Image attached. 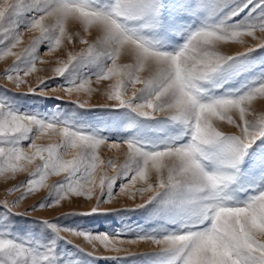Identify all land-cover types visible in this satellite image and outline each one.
<instances>
[{
	"label": "rangeland",
	"instance_id": "obj_1",
	"mask_svg": "<svg viewBox=\"0 0 264 264\" xmlns=\"http://www.w3.org/2000/svg\"><path fill=\"white\" fill-rule=\"evenodd\" d=\"M5 2L15 0H0V16ZM115 2L21 0L0 20V264H184L171 246L153 240L204 231L211 224L204 210L215 203L261 230L243 206L264 193V135L228 164L222 145L206 147L204 171L231 179L216 190L202 188L173 154L190 142L192 118L173 120L170 97L162 98V111L146 107L151 99L157 103L155 93L171 73L146 86L165 67L154 53L174 55L202 29L252 35L215 43L214 51L230 58L195 81L199 102L238 99L264 85V0H139L119 22L148 52L118 36L109 18L94 15L110 13ZM135 63H151L152 72H139ZM113 67L121 74L104 78ZM135 78L141 82L133 84ZM118 85L124 105L109 99ZM136 105L152 115H140ZM244 106L245 120H264V95L256 93ZM226 116L231 121L213 118V126L241 135L239 110ZM127 143L140 154L131 157ZM157 151L165 153L158 158L160 179L171 175L179 184H166L136 207L147 195L138 191L146 187L138 171L153 162L143 152ZM146 174L152 185L160 180ZM230 220L239 226L235 215ZM207 252L221 255L214 241Z\"/></svg>",
	"mask_w": 264,
	"mask_h": 264
},
{
	"label": "snow or ice",
	"instance_id": "obj_2",
	"mask_svg": "<svg viewBox=\"0 0 264 264\" xmlns=\"http://www.w3.org/2000/svg\"><path fill=\"white\" fill-rule=\"evenodd\" d=\"M138 2L139 0H116L110 13L95 12L94 15L109 18L112 28L118 36L132 40L133 43L141 46L142 51L148 52L150 50L149 47L132 36L127 35L123 25L119 22L120 17H128L134 12L135 5ZM20 3L21 0L5 2L3 5L5 10L4 15L0 16V20L8 14L10 9ZM84 7L87 6L84 4ZM38 25L39 22H34L32 26ZM260 30L264 31V26ZM41 31L43 33L45 30L42 28ZM244 34L252 35V31L226 32L202 29L193 33L189 42L178 53L174 55L154 53L165 67L156 79L147 82L146 87L151 86L166 73L170 72L171 75L160 85L159 91L155 93L154 99L157 103H154L153 99H151L146 102V107L152 109L153 112L162 111L164 108V105L161 104L162 98L170 97V102L166 106L174 110V114L171 116L173 120L184 119L187 121L190 117L192 118L191 140L186 145L176 147L174 154L181 159V172L198 177L202 182V188L207 187L216 190L219 185L225 184L231 179V177L224 174H214L204 171L200 161L206 157V147L222 145L221 152L225 157L223 162L228 164L242 150L246 149L257 136L264 135V120L260 121L259 124L245 120L246 108L244 106L248 101L253 99L256 93L264 95V85L259 86L252 93L241 96L238 99L221 98L208 103H201L196 96L198 90L195 87V81L205 79L219 65L230 58L214 51L215 43L221 40H235ZM239 54L241 53H237L236 55ZM72 59L73 57L70 56L69 62ZM113 65L115 66L114 63ZM67 66L65 64L64 68L57 69V72L62 74ZM109 74L120 75L121 73L113 67L103 77L107 78ZM132 82L135 84L141 81L135 78ZM109 99L119 101L120 105L125 104V101L121 99L119 85L116 93L109 96ZM142 107L141 105H136L135 110L145 117L152 115L150 112L143 111ZM231 109L239 110L240 119L243 122L241 135H225L217 130L211 122L213 118H227L231 121V118L226 116L227 112ZM127 145L131 157L134 158L140 154L141 150L134 143H127ZM162 155H165V153L160 151L155 152V154L143 152L146 162L148 160L156 161ZM138 177L140 180L145 181L146 184V187L138 191L142 194L147 193V195L143 203L137 204L136 207L149 202L166 184H179L178 180L170 175L167 180L160 179L156 185H152L147 182V174L144 169L138 171ZM136 179L137 177L134 176L133 181ZM230 207L220 203L209 204L204 211L205 219H210L211 224L210 227L202 232L172 235L153 241L161 244L166 243L171 246L170 248L183 258L184 264H193L194 258H198L200 264H264V241L259 239L260 236H264V193H261L259 197H253L249 203L243 206L248 213V217L255 218L256 224L261 229L259 232L249 227L248 218L243 217L241 212L222 211ZM93 210H96V208ZM233 215L239 219V226L231 223L230 217ZM85 236L88 239H98L106 245L109 241V237L107 236ZM213 241L221 250L219 257H213L207 252L208 243ZM6 243L12 248L16 247L12 241H7ZM114 250L119 251V249ZM11 264H15V261H12ZM33 264H35V261H33Z\"/></svg>",
	"mask_w": 264,
	"mask_h": 264
},
{
	"label": "bare ground",
	"instance_id": "obj_3",
	"mask_svg": "<svg viewBox=\"0 0 264 264\" xmlns=\"http://www.w3.org/2000/svg\"><path fill=\"white\" fill-rule=\"evenodd\" d=\"M60 14L61 13H63V11H60L59 12ZM56 14H57V12H56ZM55 14V16H58V15H56ZM63 16V15H62ZM52 17H53V15H52ZM60 17V16H59ZM64 17H66V16H64ZM63 17V18H64ZM55 18V17H54ZM62 18V17H61ZM56 19V18H55ZM53 20V19H52ZM61 20V19H60ZM67 20H68V18H67ZM62 22V21H61ZM65 23V21H63V24ZM92 30H94V29H92ZM98 30V29H97ZM99 31H100V29H99ZM128 52V51H127ZM127 52H122V53H120L123 57H126L127 59L129 58V54H127ZM120 55V56H121ZM145 62V61H144ZM148 63H145V64H143V65H138V67H137V65H136V63H135V68L137 67L138 68V71L139 72H143V73H145L146 75H148V73H150V72H152V71H149L150 70V64L149 65H147ZM134 65V64H133ZM132 67V66H131ZM151 68H152V66H151ZM153 70V69H152ZM140 95V94H139ZM98 96V95H97ZM96 96V97H97ZM96 99V98H95ZM172 112H174V110L172 111ZM174 154V153H173ZM167 156V155H166ZM180 159V158H179ZM178 159V160H179ZM177 160V159H176ZM177 162V161H176ZM179 162V161H178ZM164 163H165V161H164ZM180 165H182V163L180 164ZM162 167H164L163 166V163H162V161L161 160H159V159H157L156 161H153V162H151V165L149 166V168H148V170H146L148 173H149V175H155V177H157L158 179H160V177H161V172H160V169L162 168ZM163 169V168H162Z\"/></svg>",
	"mask_w": 264,
	"mask_h": 264
}]
</instances>
